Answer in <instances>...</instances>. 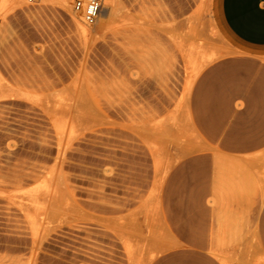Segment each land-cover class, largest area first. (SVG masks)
Returning a JSON list of instances; mask_svg holds the SVG:
<instances>
[{"label": "rangeland", "instance_id": "374dc122", "mask_svg": "<svg viewBox=\"0 0 264 264\" xmlns=\"http://www.w3.org/2000/svg\"><path fill=\"white\" fill-rule=\"evenodd\" d=\"M73 2L0 0V264H264V51L216 0Z\"/></svg>", "mask_w": 264, "mask_h": 264}, {"label": "crops", "instance_id": "0c3cea01", "mask_svg": "<svg viewBox=\"0 0 264 264\" xmlns=\"http://www.w3.org/2000/svg\"><path fill=\"white\" fill-rule=\"evenodd\" d=\"M215 7L230 38L247 50L264 51V0H216Z\"/></svg>", "mask_w": 264, "mask_h": 264}, {"label": "built area", "instance_id": "2783aa9c", "mask_svg": "<svg viewBox=\"0 0 264 264\" xmlns=\"http://www.w3.org/2000/svg\"><path fill=\"white\" fill-rule=\"evenodd\" d=\"M102 5L103 0H74L73 9L81 14L84 24L92 25L96 21Z\"/></svg>", "mask_w": 264, "mask_h": 264}, {"label": "bare ground", "instance_id": "6f19581e", "mask_svg": "<svg viewBox=\"0 0 264 264\" xmlns=\"http://www.w3.org/2000/svg\"><path fill=\"white\" fill-rule=\"evenodd\" d=\"M107 2L109 3V4H112V0H107ZM101 11V10H100ZM100 13V12H99ZM85 32H86V30H85Z\"/></svg>", "mask_w": 264, "mask_h": 264}]
</instances>
